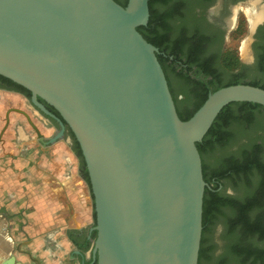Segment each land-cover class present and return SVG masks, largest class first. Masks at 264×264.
Listing matches in <instances>:
<instances>
[{
  "label": "water",
  "instance_id": "water-1",
  "mask_svg": "<svg viewBox=\"0 0 264 264\" xmlns=\"http://www.w3.org/2000/svg\"><path fill=\"white\" fill-rule=\"evenodd\" d=\"M149 18V0H0V75L31 92L57 137L67 124L79 142L97 264H199L208 182L197 143L227 105L264 106L263 87L232 84L183 120L159 48L137 29Z\"/></svg>",
  "mask_w": 264,
  "mask_h": 264
},
{
  "label": "crops",
  "instance_id": "crops-1",
  "mask_svg": "<svg viewBox=\"0 0 264 264\" xmlns=\"http://www.w3.org/2000/svg\"><path fill=\"white\" fill-rule=\"evenodd\" d=\"M13 113L0 131V241L8 234L38 264H86L80 251L93 244L95 203L73 141L46 117L32 121L38 134L19 123L26 114L7 118Z\"/></svg>",
  "mask_w": 264,
  "mask_h": 264
},
{
  "label": "flooded vegetation",
  "instance_id": "flooded-vegetation-1",
  "mask_svg": "<svg viewBox=\"0 0 264 264\" xmlns=\"http://www.w3.org/2000/svg\"><path fill=\"white\" fill-rule=\"evenodd\" d=\"M116 1L122 4L120 0ZM249 7H253L252 10H257L259 8V10L262 11L261 18L255 23L252 22L247 12V8ZM156 9L159 13L157 21L159 25V34L165 39V43L168 46L176 48L178 54L182 56L183 61H189V63L193 64L191 69L188 67L184 68L182 64L183 61L177 60L174 64V72H172L171 78L168 81L180 116V110L182 108L187 109L188 112L192 110L193 107L190 101H193L196 96L195 94L200 91V88L196 86V82L199 80L195 73L197 67L199 65H208L215 68L219 67L220 69V66L224 64L223 53L232 48L230 41L235 34L239 35V38L238 41H235L233 46L239 49L237 58L239 60L241 72L254 71L258 72L262 77L257 80L243 77L241 80L245 83L255 82L260 85L264 84V0H159ZM166 11H169V16H165ZM245 45L248 47L246 56L243 53V47ZM174 59L175 57L171 55L169 62L172 60L174 61ZM182 69H184V73H187L190 77L189 81L179 74ZM200 77L203 78V76ZM207 79L211 78L207 77ZM185 86H188L186 89H188V92L190 91V97L183 92L182 87ZM0 91L18 94L24 98L26 102L28 101V103L36 107V109H39L32 102L31 92L29 93L22 90L2 75H0ZM38 100L43 103L47 109L59 116L55 112L57 110L53 106L40 97H38ZM9 109L17 108L10 107ZM45 116L60 127L59 123L54 118L47 115ZM65 125L67 136H70L72 130L67 124ZM260 125L261 130L257 128L261 136L258 143L264 145V118L262 117L260 118ZM71 138L73 137L71 136ZM207 160L210 166H214L212 158L209 157ZM212 185H217L214 191L217 192L218 198L223 202L231 200L235 209L240 210V208H242L250 210L247 214H244L245 212H238L236 220L241 218L246 221L248 217L254 220V211L258 208H263L261 207L264 204V193L262 191H256V193H254V190L250 189V187H247L248 189L246 192L239 191L237 190L239 188L228 187L225 178L220 179L217 183L213 182ZM223 202L220 203V207L224 209L228 205L226 202ZM215 221L216 217L208 225V230L206 232V236L208 235V242L204 244L206 251L204 264H210V256H214V245L216 244L214 239ZM238 235L234 238V241H232L235 243V247L240 251L236 250V254H232L233 256L230 252L223 251V253L219 255L222 256L219 264H232V257L237 258V260L243 262V264H264V250L257 251L255 249L256 246L261 248V245H257L256 238L253 237L256 235L250 234L244 240H241ZM6 240L11 242L14 241L8 234L5 236L3 235L2 241H0V248L2 247V243ZM89 249L91 251L90 259L94 258L92 246H90ZM13 251H9L7 254H0L4 257L14 255V258L22 264H38V262L34 261L33 257L24 250L23 245L19 242L16 243ZM84 252L83 250L80 251L86 262L90 259H86ZM15 253H18L20 257H17Z\"/></svg>",
  "mask_w": 264,
  "mask_h": 264
},
{
  "label": "trees",
  "instance_id": "trees-1",
  "mask_svg": "<svg viewBox=\"0 0 264 264\" xmlns=\"http://www.w3.org/2000/svg\"><path fill=\"white\" fill-rule=\"evenodd\" d=\"M123 6L127 5L128 0H120ZM159 0H149L150 6V18L147 24L140 25L137 29L141 32V34L152 44L159 48V53L157 54L158 59L165 71L167 79L171 78L172 72H174V64L177 60L183 61L182 56L178 54V50L174 47L168 46L165 43V39L159 34V25L157 24L159 13L156 9L157 3ZM165 16H169V11H166ZM230 58L231 53H226ZM173 55L175 57L174 61H170V56ZM227 58V57H226ZM232 59V58H231ZM234 65H227L225 66L229 70H235L239 67V60L235 58L233 61ZM182 64L184 68L188 67L189 69L192 68V63L189 61H183ZM196 76L199 80L196 82V86L200 88L199 93L195 94L196 98L194 97L193 101H190V104L193 106L192 110L189 112L187 109H179L181 113V118L183 120L189 119L197 109L204 103L207 99L208 95L215 90L238 83H245L243 82L238 76L234 79L225 81L222 79V71L219 67L215 68L213 66L208 65H199L197 70L195 71ZM181 77L185 78L189 81V76L187 73H184V69L179 72ZM200 76H203L201 78ZM210 77L211 79H207ZM6 78V77H4ZM10 82L16 84L12 80L6 78ZM255 86H260L264 88V84L260 85L258 83L252 82L248 83ZM22 90H25L30 93L29 90L25 89L24 87L16 84ZM183 92L190 97L191 93L188 92V86L182 87ZM234 107L241 108V109H234ZM178 110V109H177ZM59 116V112L55 111ZM179 113V112H178ZM186 117V118H184ZM264 118V106L258 103L253 102H234L227 105L219 114L211 128L209 129L208 133L205 135L203 140L197 143L198 149L201 153L202 160H203V172L204 178L208 182V186L205 190L204 196V207H203V237L199 255V264H204L205 259V236L208 230V225L217 217V213L220 211V203L223 202L220 198H218L217 192L214 190L216 189L217 185H212L213 182L217 183L220 179H227L229 177H238V179H245L247 180L245 185H252L254 183V178L252 176L253 173L256 174L258 178L256 180L257 188L264 193V145L259 144L257 142H253V145L250 148L247 147H237V149L228 150V145L233 144L235 141L238 142L242 138H247L250 141L260 139V135H254L253 133L260 129V118ZM65 122V121H64ZM261 130V129H260ZM71 135L74 139V151L79 156L81 160V167L83 171L84 177L87 179L90 187V177L86 167V162L82 153V149L77 141L74 133L71 131ZM254 139V140H252ZM212 158L214 166H210L207 162L208 158ZM211 184V185H210ZM92 190V189H91ZM227 203L228 207L235 209L233 206V202L224 201ZM223 202V203H224ZM259 210V208H258ZM238 212H245L244 214L249 213L250 210L237 209ZM96 218V212H95ZM237 218V217H236ZM248 220L239 219L234 220L232 222V230H231V238H235V234L238 229H243L247 235H263L264 236V214H261L256 219ZM241 223V224H240ZM97 231H93L91 234V238H96ZM90 240H87L83 245H81L83 251H87L90 247ZM235 243H231L229 246L230 254H236V250L238 248L235 247ZM257 251L264 250V248H260L256 246L255 248ZM240 251V250H238ZM254 251V250H253ZM233 256V255H232ZM84 257V256H83ZM212 259V256H210ZM219 263V262H218ZM216 262L210 264H218ZM86 264H97V260L91 258L90 260L86 261Z\"/></svg>",
  "mask_w": 264,
  "mask_h": 264
},
{
  "label": "rangeland",
  "instance_id": "rangeland-1",
  "mask_svg": "<svg viewBox=\"0 0 264 264\" xmlns=\"http://www.w3.org/2000/svg\"><path fill=\"white\" fill-rule=\"evenodd\" d=\"M239 35H234L231 38L230 44L231 47L230 49L226 50L223 53V62L224 64H222L220 66V69L223 73V77L222 79L225 81L234 79L236 76H238L240 79H243V77L246 78H250L251 80H257V79H261L262 77L259 75L258 72H241L240 70V66L238 68H236L235 70H229L227 69L225 66L227 65H234L233 61L235 60V58L238 57L239 55V49L235 48L233 45L235 43V41H238ZM227 52L231 53L230 58L228 57V55L226 54ZM246 56V55H245ZM227 57V58H226ZM232 58V59H231ZM192 106V105H191ZM10 107L12 108H18V109H9ZM193 107V106H192ZM22 108V109H19ZM235 109H241V108H237L234 107ZM9 111H18V112H22L24 114H28V116H30L31 120L34 121V123H36V125L41 126V119L46 117L42 112H40L38 109H36V107H34L33 105H31L30 103H28V101L26 102L24 98H22L20 95L18 94H13V93H7L4 91H0V131L9 123H11L12 117L18 118L19 116H17L18 114H11L9 118H7V113ZM29 112H32L33 115H31ZM23 124H26V127H28V129H32V131L35 132V128L31 127V123L29 121L28 118H25L24 116H20ZM47 118V117H46ZM29 122V123H28ZM53 122V121H52ZM54 123V122H53ZM259 132H254V138L255 135H259ZM72 135L68 136L71 140L73 138H71ZM251 139H247V138H242L241 140H239L238 142H234L231 145H228V150H235L239 149V147H247L250 148L253 145V142H257L259 138L254 141H250ZM73 141V146L75 144L74 140ZM208 161V160H207ZM256 173V172H255ZM252 174L253 178H254V183L252 185H245L246 181L245 179H238V177H229L226 179V183L228 187H234V188H239L237 190L242 191V192H246L247 191V187H250V189L254 190L253 192L256 193V191H261L257 188V182L256 180L258 179L256 177V174ZM245 182V183H243ZM264 201V200H263ZM264 203V202H263ZM263 208H259L256 209L254 211L255 215H254V219H256V217H259L261 214H264V204L261 206ZM238 211L237 209H233L231 207H226V208H221L220 211L217 213V217H216V221H215V230H214V239L216 244L214 245L215 247V251H214V256H212V259L210 260V263H218L220 262L222 256H219L223 253V251L227 252L229 250V246L231 245V243H233L234 238H231V230H232V222L234 220H236ZM2 228V227H1ZM0 228V233L3 234L5 233V231H3V229ZM239 234V235H238ZM6 235V234H4ZM233 235H238L241 240L246 239L249 235H247L243 229H238V231L233 234ZM208 236V235H207ZM207 236L205 237V243L208 242V238ZM256 238V242L257 245H261V248L264 247V236L263 235H256L253 236ZM229 240V241H228ZM233 240V241H232ZM16 243L18 242H11V241H4V243H2V247L0 248V253L1 254H7L9 251L12 252L14 249V246L16 245ZM3 249V250H2ZM18 249V247H17ZM16 249V250H17ZM12 250V251H11ZM14 252V251H13ZM0 254V263L1 262H7L8 260L11 261V263L13 264H22L20 261H17L14 258V255H11L9 257H4ZM17 257H20V255L18 253H15ZM9 258V259H6ZM10 258H13V260H10ZM232 264H243V262L237 260V258L232 257ZM2 264V263H1ZM219 264V263H218Z\"/></svg>",
  "mask_w": 264,
  "mask_h": 264
},
{
  "label": "bare ground",
  "instance_id": "bare-ground-1",
  "mask_svg": "<svg viewBox=\"0 0 264 264\" xmlns=\"http://www.w3.org/2000/svg\"><path fill=\"white\" fill-rule=\"evenodd\" d=\"M255 3V2H254ZM252 6H255V5H252ZM255 8V7H254ZM257 8V7H256ZM261 8V7H260ZM253 9V7L251 8V7H249V8H247V12H248V14H249V16H250V18H251V20H252V22L253 23H255L256 21H258L260 18H261V16H262V11L261 10H259V8L257 9V10H259V11H257V10H252ZM248 47H247V45H245L244 47H243V53L246 55L247 53H248V49H247ZM6 259H9V258H6ZM10 260H13V258H10ZM2 264H8V263H6V261L5 262H1ZM13 263H14V260H13Z\"/></svg>",
  "mask_w": 264,
  "mask_h": 264
}]
</instances>
